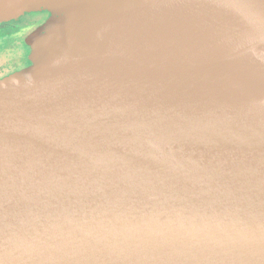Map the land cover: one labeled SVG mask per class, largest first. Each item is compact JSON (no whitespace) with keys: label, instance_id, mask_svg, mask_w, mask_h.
I'll list each match as a JSON object with an SVG mask.
<instances>
[{"label":"water","instance_id":"1","mask_svg":"<svg viewBox=\"0 0 264 264\" xmlns=\"http://www.w3.org/2000/svg\"><path fill=\"white\" fill-rule=\"evenodd\" d=\"M221 1L243 15L238 48L264 53V0ZM19 6L4 23L51 16L0 79V264H264V99L227 79L263 65L120 79L115 48L143 51L123 0Z\"/></svg>","mask_w":264,"mask_h":264},{"label":"bare ground","instance_id":"2","mask_svg":"<svg viewBox=\"0 0 264 264\" xmlns=\"http://www.w3.org/2000/svg\"><path fill=\"white\" fill-rule=\"evenodd\" d=\"M24 2L0 0V24L18 14L19 5ZM200 12H205L203 21L190 18ZM121 13L122 37L143 51L116 47L112 54L118 64L115 76L155 81L183 78L195 72L200 79L207 80L209 75L216 79L250 63L262 64L256 77L231 75L227 79L232 81L236 95L246 89L250 96L264 99V53L255 48H238L245 38L237 34L243 20L237 9L221 0H123ZM224 33L235 34V38L230 40L227 36L225 40ZM211 44L216 45L215 56L211 55ZM222 50L227 52L222 54ZM261 102L264 104V100Z\"/></svg>","mask_w":264,"mask_h":264},{"label":"rangeland","instance_id":"3","mask_svg":"<svg viewBox=\"0 0 264 264\" xmlns=\"http://www.w3.org/2000/svg\"><path fill=\"white\" fill-rule=\"evenodd\" d=\"M51 16L47 11L34 14H23L16 20L0 24V66L17 59L23 47L25 36L43 16ZM26 44V43H25ZM17 57V58H16ZM31 61V60H30ZM23 70V69H22ZM21 71L19 69L17 72ZM14 73H11L12 75ZM9 76V75H8ZM5 78V77H4Z\"/></svg>","mask_w":264,"mask_h":264},{"label":"flooded vegetation","instance_id":"4","mask_svg":"<svg viewBox=\"0 0 264 264\" xmlns=\"http://www.w3.org/2000/svg\"><path fill=\"white\" fill-rule=\"evenodd\" d=\"M45 15L46 16H43L41 18V21L37 22V24L34 25L33 28L30 30V32L25 36L23 44H22L23 49H22L21 53L17 56L18 58L16 57L17 59H15L13 62L10 61V62L0 66V79L7 77L11 73L17 72L19 69L22 70V69H25L31 65V61H30L31 50L25 44V39L29 34H31L38 27H40L41 25H43L44 23H46L48 21V19L50 17L47 16L48 14H45Z\"/></svg>","mask_w":264,"mask_h":264}]
</instances>
